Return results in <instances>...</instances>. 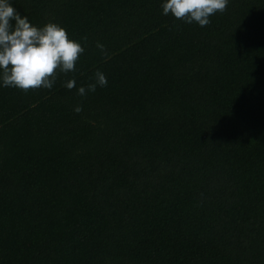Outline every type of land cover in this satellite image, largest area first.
<instances>
[{
	"label": "trees",
	"instance_id": "trees-1",
	"mask_svg": "<svg viewBox=\"0 0 264 264\" xmlns=\"http://www.w3.org/2000/svg\"><path fill=\"white\" fill-rule=\"evenodd\" d=\"M11 2L85 52L51 90L0 88V264H264V0L204 27L161 0Z\"/></svg>",
	"mask_w": 264,
	"mask_h": 264
},
{
	"label": "clouds",
	"instance_id": "clouds-1",
	"mask_svg": "<svg viewBox=\"0 0 264 264\" xmlns=\"http://www.w3.org/2000/svg\"><path fill=\"white\" fill-rule=\"evenodd\" d=\"M229 0H161L162 15L171 14L185 23L204 27L216 12H223ZM96 47L105 52V46ZM85 52L79 40L70 38L59 23L33 24L22 15L11 0H0V88L13 87L51 90L61 75L76 71L77 61ZM63 86L76 88L81 97L108 83L105 73L96 70L92 81L77 87L75 77L63 80ZM81 106L74 107L80 112Z\"/></svg>",
	"mask_w": 264,
	"mask_h": 264
}]
</instances>
